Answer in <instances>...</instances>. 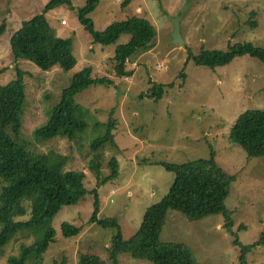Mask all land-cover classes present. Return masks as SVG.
<instances>
[{
    "label": "rangeland",
    "instance_id": "rangeland-1",
    "mask_svg": "<svg viewBox=\"0 0 264 264\" xmlns=\"http://www.w3.org/2000/svg\"><path fill=\"white\" fill-rule=\"evenodd\" d=\"M70 1L45 15L57 37L71 40L77 64L70 71L59 66L43 71L31 61L13 59L9 40L50 0H0V85L16 77V67L28 74L21 140L61 173L67 191H88L76 204L63 206L54 218L56 236L43 264H78L82 255L112 264L109 249L117 230L90 223L96 198L100 218L117 219L124 238L129 239L138 232L146 208L171 188L174 174L165 163L210 158L212 150L218 165L236 175L226 200L234 233L226 229L222 214L188 221L181 212L169 209L160 239L186 245L198 264H240L241 248L235 241L252 245L264 231V156H249L231 141L230 132L241 113L264 111V64L243 56L211 69L195 66L187 57L202 48L227 51L230 45L243 42L264 48V0H99L90 13L97 31L132 15L145 17L157 30L152 45L127 64L133 71L129 78L116 74L113 58L117 45L127 44L130 35L123 34L114 45L94 43L79 20L86 0ZM176 16L181 17V45L172 42L171 17ZM87 67L93 69L94 77L112 81L109 86L92 85L75 97L87 128L73 140L38 141L36 132L50 120L63 90ZM153 83L165 86L160 99L147 95ZM109 123L114 126V138L95 151L92 143L105 135ZM112 159L116 176L109 165ZM64 223L83 231L66 238ZM34 242L30 233L19 234L4 248L0 264H7L10 256ZM247 262L264 264V244L252 249ZM119 264L152 263L120 254Z\"/></svg>",
    "mask_w": 264,
    "mask_h": 264
},
{
    "label": "trees",
    "instance_id": "trees-1",
    "mask_svg": "<svg viewBox=\"0 0 264 264\" xmlns=\"http://www.w3.org/2000/svg\"><path fill=\"white\" fill-rule=\"evenodd\" d=\"M65 3L70 4L71 1L50 0L42 13L23 22L9 40L13 59L31 61L43 71L56 66L70 71L76 66L77 60L71 52V40L57 37L45 15L48 10ZM98 4L99 0H86L79 10V20L93 37L94 43L114 45L123 34L130 35L127 44L117 45L113 58L116 74L129 78L133 71L128 70L127 64L152 45L157 30L145 17L132 15L125 21L110 24L102 32L97 31L90 13ZM252 23L256 27V23ZM2 33L3 24L0 26ZM243 56H250L264 64V48L247 42L230 45L227 51L202 48L197 55L188 54L187 60L195 66L215 69ZM27 75L26 71L16 67V77L0 85V178L3 180L0 186V256L19 234L28 232L35 237V242L24 245L19 255L10 256L7 264H43L44 255L56 236L52 226L54 218L63 206L76 204L88 192L85 189L67 191L61 173L48 163L42 153L22 142ZM181 76L184 77V74ZM109 84L112 81L106 76L94 77L91 67L75 74L71 84L63 90L61 101L52 111L48 123L36 132L38 141H49L57 137L73 140L78 133H82L87 123L75 97L92 85ZM153 84L147 95L160 99L165 86ZM112 128L114 126L109 123L105 135L96 139L91 148L98 151L112 141ZM230 139L240 144L249 156H264V111L247 110L241 113L231 129ZM215 157V151L212 150L210 158L181 164L165 163V167L174 174L171 188L162 199L146 208L138 232L129 239L124 238L117 219L100 218V205L96 198L90 223L104 229L117 230L109 249L112 264H119L120 254H130L133 258L147 260L152 264H198L186 245L161 241L169 209L181 212L188 221L222 214L226 229L234 233L235 224L226 200L236 175L225 172ZM109 165L112 176H116L118 171L115 160L112 159ZM69 175L76 179L71 173ZM82 231L83 227L70 223L62 225L66 238L78 237ZM235 244L241 248L240 264H248L247 256L252 249L264 244V231L260 240L252 245L244 246L238 239ZM78 264H101V259L94 255H82Z\"/></svg>",
    "mask_w": 264,
    "mask_h": 264
},
{
    "label": "water",
    "instance_id": "water-1",
    "mask_svg": "<svg viewBox=\"0 0 264 264\" xmlns=\"http://www.w3.org/2000/svg\"><path fill=\"white\" fill-rule=\"evenodd\" d=\"M181 17L176 16V17H171V21L174 25L173 33H172V42L177 45H181L184 43L181 35H180V27H179V21Z\"/></svg>",
    "mask_w": 264,
    "mask_h": 264
},
{
    "label": "built area",
    "instance_id": "built-area-1",
    "mask_svg": "<svg viewBox=\"0 0 264 264\" xmlns=\"http://www.w3.org/2000/svg\"><path fill=\"white\" fill-rule=\"evenodd\" d=\"M67 21H62V24H66Z\"/></svg>",
    "mask_w": 264,
    "mask_h": 264
}]
</instances>
